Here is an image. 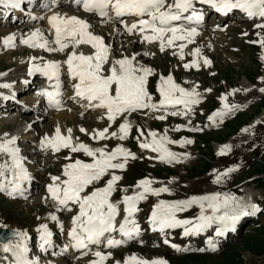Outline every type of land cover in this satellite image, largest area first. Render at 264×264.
I'll list each match as a JSON object with an SVG mask.
<instances>
[{
    "label": "rangeland",
    "instance_id": "1",
    "mask_svg": "<svg viewBox=\"0 0 264 264\" xmlns=\"http://www.w3.org/2000/svg\"><path fill=\"white\" fill-rule=\"evenodd\" d=\"M43 1L46 2L45 6ZM43 1L29 0L26 15L17 22H0V41L10 35L15 36L12 46L0 44V95L5 93L10 96L16 102L12 107L22 110L17 113L18 108L16 111L0 112V140L4 135H14L12 140L15 142L9 147L18 149V156L23 162L21 166L32 180V191L27 197L10 195L9 189V193L0 191V228L26 232L28 239L25 236L23 243L32 264H91V259L99 260L96 252L107 257L103 264H126V259L133 256L147 261L163 260L167 264H264V46L260 43L264 40V27L259 26L264 25V18L239 21L238 16H233L221 23L207 18L201 27H195L198 34L191 42L178 40L169 46L165 39L163 51L160 43L142 41V36L137 33H117L115 30L120 29L114 21L88 19L86 22L91 34L100 37L108 49L117 48L116 56L108 51L110 58L104 64L102 74L106 75L115 61L127 58L137 69H151L146 90L153 104L159 106L162 99L156 90V84L161 86L163 83L161 77L167 79L171 76L179 87L186 91L194 89L198 93L195 97L198 102L187 107L181 103L158 107L157 110L145 108L118 115L114 121H109L104 110L81 106L75 88L79 79H70L69 74L62 75V106L57 111L49 110L37 99V86L29 87L23 93L16 92L19 84L22 85V79L28 78L30 70L34 69L33 65L48 61L58 63L62 70L67 66L69 54L86 50L82 45L73 47L69 41H65L69 47L63 51L45 52L23 46L25 38L39 31L43 41H48L49 49H55L52 37L46 30L47 11L50 9L46 4L50 1ZM61 6L58 12L75 14L68 10V5ZM22 7L25 8V4ZM182 44L185 46L181 52ZM193 62L195 67H185ZM35 79L32 83L36 85ZM179 95L175 93V96ZM36 100L41 105H36ZM174 112L177 114L173 115ZM125 122L130 129L126 138L121 140L118 127ZM57 129L63 137L70 136L72 145L84 144L94 151L103 149L109 153L123 147L135 156V159L129 157L126 163L123 157L114 160L113 163H125V168L109 169L81 193L86 196L104 188L112 175L121 177L110 196V202L118 206L115 220L125 209L123 198L143 191L138 187L140 181H152L153 189H169L159 195L146 193L145 199L137 202L133 218L139 231L124 240L121 246L111 248L108 245L109 239L118 236L114 232L113 235L106 234L96 246L81 253L71 254L57 248L64 245L68 222L79 214L80 208L75 204L55 210L57 203L45 188L53 185V177H59L55 184L62 186L64 177L61 171L67 165L77 160L94 163V158L83 151L73 152L70 147L55 151L50 145L42 143L45 138L54 139L51 136H56ZM105 129V138H99L97 133ZM153 132L158 141L166 138L163 146L175 153L178 161L167 162L161 159V153L151 148H138L139 142L152 143L150 133ZM112 133H116V136ZM224 148L228 150L221 155ZM2 156L0 167L8 162ZM217 177L220 178L219 182ZM6 180L7 174L4 173V176H0V184ZM216 194L235 196L242 203L257 205L259 210L242 216L231 227L234 232L224 237L216 235L218 224L188 235L184 234L182 227L165 228L156 235L151 233V219L145 217L148 208L156 207L160 201L173 203ZM199 212V206L193 205L177 213V218L194 220ZM52 216L57 219L53 220ZM41 225L51 231L53 248L39 257L36 250L29 249V243L31 238H34V248L40 243L39 240L37 243L34 235L42 228ZM69 226L72 227V220ZM162 238L169 241L168 246L160 244ZM16 242L9 244L19 243ZM13 258L12 252H5L3 244H0V264H9Z\"/></svg>",
    "mask_w": 264,
    "mask_h": 264
},
{
    "label": "snow or ice",
    "instance_id": "2",
    "mask_svg": "<svg viewBox=\"0 0 264 264\" xmlns=\"http://www.w3.org/2000/svg\"><path fill=\"white\" fill-rule=\"evenodd\" d=\"M82 2L85 12H94L101 17H108L109 9L115 12L117 17L130 15L141 17L138 23H133L127 26V31L131 33L134 29H139L141 33L151 32V35H145L144 40L148 42L160 41L161 51L165 46V37L168 33L171 36L167 39V44L171 46L176 40L191 39L196 36L197 29L195 27H174L172 22L180 21L182 18L188 19L191 22L198 23L202 16L196 12L194 8V0H173L168 3L167 0H77ZM200 3L209 4L217 9V11L227 12L232 9H240L247 13L249 17L264 18V0H199ZM23 0H0V6L11 7L19 9ZM191 10L192 15L184 17L183 14ZM149 17L150 19H143L142 17ZM49 23L55 30V41L58 48L49 49L48 41L44 40L42 43V34L39 31L33 32L31 36L22 42L30 47H41L49 51H63L69 47V41L73 47L80 44H91L95 49L92 55L77 54L73 51L69 54L66 61L68 70L73 78H78L79 83L75 85L76 95L89 101V104L95 102V107L106 109L107 118L109 121H114L118 115L124 113H131L137 110L150 108L157 110L158 107H163L170 104H181L185 107L189 104L197 103L195 97L198 93L193 89L186 91L184 88L176 85L172 77L167 79L161 77L163 81L159 88L162 99L159 106L151 103L152 97L146 90L147 77L151 74V69L133 67L132 60L122 59L117 60L109 69L110 74L104 75L103 66L108 61V48L104 45L100 37L92 35L89 31V24L75 16L61 17L52 15L49 17ZM264 27V25H259ZM15 36L10 35L4 38L5 46H12ZM264 46V40L260 41ZM185 45H180L181 52ZM199 50H196V54ZM207 64L208 61H205ZM117 65L119 66L117 68ZM193 66L185 65V67ZM60 65L58 63H47L43 67L36 66V71H41L50 78L56 77L58 79ZM142 73L137 75L136 73ZM57 91L45 92L44 94L49 98V102L59 105V100L56 97L60 94L58 91L59 85L56 86ZM264 91V89H262ZM179 93V97L175 96ZM227 108L228 106L225 105ZM176 115L177 113H172ZM163 119L164 117H157ZM130 125L125 122L120 125L119 132L121 140L128 135ZM84 131V129H81ZM70 132V130H69ZM107 129L97 133L101 139L105 138ZM116 136V133H112ZM153 137L152 143H142V148H151L152 151L161 153V159L171 162L179 160V157L163 146L166 138L156 140V133H150ZM14 140H9L0 143V152L8 153L12 158V172L13 180L8 183L12 185V192L18 191L20 188L19 181L26 178V172L21 166L18 158V149L10 148L9 145L14 143ZM46 143L50 145L53 150L59 151L61 147H70L73 152L83 151L86 155L94 158V163L87 164L77 160L74 164L67 165L64 171L66 180L62 181V186H57L55 182L59 177H53V185L48 188L52 198L61 205H66L69 201L79 204V214L72 220L73 227L69 232V236L76 241L77 247H84L85 239L92 243H99L100 238L107 232L116 230L115 218L118 215V206L110 202L111 193L115 190L114 186L121 177L112 175L107 182L106 187L96 189L91 194L82 196L85 188L93 181L99 180L109 169H124L125 163L129 157L135 159V156L125 150L123 147H117L112 152H105L103 149L92 150L84 144L72 145L69 137H63L59 129L56 131L54 139L45 138ZM191 143V141H186ZM228 149H221L223 155ZM97 152L99 157L97 158ZM123 157L125 163H113L114 160ZM8 165L0 167V176L8 171ZM217 177V182H219ZM152 181L147 179L138 183V187L143 189L142 192L134 196H125L123 203L127 217L119 226V232L122 236L131 237L132 232H138L139 229L135 226L134 221H130L134 212L137 211V202L145 199L146 193L152 195H159L161 192H168V188L153 189L151 188ZM5 190L4 184H0V191ZM12 194V193H9ZM198 205L200 212L195 221L192 219H178L177 213L188 210L191 206ZM210 210V214H209ZM259 209L255 204H246L240 202L235 196L219 194L206 195L201 197H191L183 201H176L173 203H166L160 201L153 209L152 224L153 227H159L163 232L165 228H184V234L199 233L211 227L213 224H218L220 227L217 230V235H222L224 231L229 230L242 216L254 214ZM53 220L57 218L52 216ZM131 223L133 227L129 229L127 225ZM41 239L44 243L49 242L51 233L48 232L46 226H42ZM167 243V241H165ZM110 247L118 246L122 243L120 240L109 239L107 241ZM211 244V242H209ZM173 247H176L173 245ZM5 252H12L15 258V264H32L27 258V249L21 244L10 245L5 243L3 245ZM179 250V249H178ZM95 255L99 258L94 264H103L107 259L106 256L100 252ZM126 264H166L163 260L147 261L138 259L133 256L129 258Z\"/></svg>",
    "mask_w": 264,
    "mask_h": 264
},
{
    "label": "bare ground",
    "instance_id": "3",
    "mask_svg": "<svg viewBox=\"0 0 264 264\" xmlns=\"http://www.w3.org/2000/svg\"><path fill=\"white\" fill-rule=\"evenodd\" d=\"M69 1H71V0H69ZM69 1H67L68 2V4H69ZM65 0H56L55 2H52V3H50V4H48V7H50V9L47 11V13H48V15H47V27H46V30H47V33L49 34V35H51V37L53 36L52 34H53V31H54V29L52 28V26H51V24L49 23V17H51L52 15H58V16H61V17H72V16H75V17H77L78 16V14H74V15H72V14H70L69 13V15L67 16V14L66 13H62V12H58V11H56V12H54L55 10H58V8H60V7H58V6H61V5H65V3H67ZM33 4V3H32ZM45 4V3H44ZM67 4V5H68ZM4 7V6H3ZM5 9L6 10H9L10 9V11L12 12V14L13 13H16V15H19L20 13H21V11H20V9H13V8H11V7H5ZM66 9V8H65ZM54 10V11H53ZM62 10V9H61ZM1 13H2V16H3V14L5 13V11H1ZM46 13V14H47ZM68 13V12H67ZM5 18H7V17H5ZM85 18V17H84ZM115 20V21H114ZM113 21H114V23H116V25L118 24V29H120V30H115L117 33H122V34H125V33H128V34H131V33H137V34H139V35H141L143 38H144V36L145 35H151L152 33L149 31V32H145V33H141L140 31H139V29L137 28V29H134L131 33H129L128 31H127V28H126V25L128 26L129 25V23H132V21L134 20V19H127V21L124 23V20H118L117 21V19H114ZM106 21V20H105ZM108 21V20H107ZM135 23H138V21L137 22H135ZM184 25H189L188 24V22H186V23H183ZM190 27H191V25H190ZM88 31L91 33V31H90V29L88 28ZM31 35H29L28 37H27V39L30 37ZM171 36V33H168L167 34V36L165 37V39H168V37H170ZM54 39L52 38V42H53V44H54V46H55V48H57L58 47V45H56L55 43H54ZM145 42H147V43H150V42H148V41H146V40H144ZM176 41H178V40H176ZM40 42L42 43L43 42V40L41 39L40 40ZM175 42V41H174ZM151 43H160V41L159 40H157V41H153V42H151ZM52 44V43H51ZM80 45H82V46H85L84 48H86V50H85V52H82V54H84V55H92V54H94L95 53V49L94 48H92V46H91V44H80ZM49 46V45H48ZM34 48H36V49H45V48H41V47H34ZM79 49V48H78ZM116 50H117V48L115 47V48H113L112 47V50L111 49H108V51H109V54L111 55V53H113V56H116ZM111 52V53H110ZM139 54V53H138ZM138 54H136V57L138 58L139 57V55ZM110 55H108V57L110 58ZM45 64H47V63H45ZM61 68H59V72L60 73H65V74H69L71 77H72V75H71V73L69 72V70H68V66H65V68L64 69H62V70H60ZM35 68L34 69H31L30 70V72H29V76H30V74H32V73H35ZM42 77H47V75H45L44 73H41L40 74ZM138 75V74H137ZM26 78H23L22 79V85L25 83V80ZM76 79H78V78H76ZM75 81V80H74ZM79 81V80H78ZM44 83H46V81L44 80L43 81V84ZM47 84V83H46ZM147 86V85H146ZM44 91V92H43ZM43 91H41V93H39V100H40V102H42L47 108H48V106H50V107H52L51 105H49V100L47 99V97H45V92H49L48 90H46V85H44V90ZM78 98H80V104H81V106L82 105H86V106H89V107H93V109H95V110H104L105 112H106V109H103V108H98V107H95V102H93L92 104H89V101L88 100H86V99H84V98H82V97H78ZM86 106H85V108H86ZM83 108V107H82ZM11 109H14V107H12L11 106ZM49 109V108H48ZM18 111H20V109H18ZM107 113V112H106ZM105 113V114H106ZM59 115H61L60 113H59ZM141 128V127H140ZM143 131V130H142ZM6 141H9L7 138H2L1 140H0V143H4V142H6ZM7 163V162H6ZM8 169H9V172H10V175L8 176V177H10L11 176V179L10 180H13V172H12V159H11V157L9 158V161H8ZM28 177L29 176H27L26 175V178H24L25 180H29L28 179ZM136 185H137V183H136ZM25 189V188H24ZM11 191V193H12V190H10ZM26 190H24V191H22L23 192V194H25V193H27V192H25ZM52 199V198H51ZM56 201V200H55ZM54 202V201H53ZM55 203H57L56 204V207H63V205H61V204H59L57 201L55 202ZM69 203V202H68ZM124 218H121L120 219V221H118L119 223L118 224H116V228L119 230V226H120V224H122L123 222H124ZM72 227H73V224H72ZM220 226H218V228H219ZM159 228V227H158ZM218 228H217V230H218ZM227 231V230H226ZM42 234H43V232L41 231L40 233H39V239H41V236H42ZM223 235V234H222ZM21 238L19 239V240H17L21 245H22V242H23V240L25 239V236H24V234H21ZM50 240V239H49ZM40 241V240H39ZM5 243H7V244H11V242H10V240L9 241H7V242H5ZM46 247H48V246H50L49 245V242L48 243H46ZM23 246V245H22ZM38 247H39V249L40 250H42V249H44V246L41 244V243H39L38 244ZM9 264H15V259H13V262H9Z\"/></svg>",
    "mask_w": 264,
    "mask_h": 264
},
{
    "label": "water",
    "instance_id": "4",
    "mask_svg": "<svg viewBox=\"0 0 264 264\" xmlns=\"http://www.w3.org/2000/svg\"><path fill=\"white\" fill-rule=\"evenodd\" d=\"M8 237L10 239H17L19 235L18 232L11 231L10 229H0V243H3Z\"/></svg>",
    "mask_w": 264,
    "mask_h": 264
},
{
    "label": "trees",
    "instance_id": "5",
    "mask_svg": "<svg viewBox=\"0 0 264 264\" xmlns=\"http://www.w3.org/2000/svg\"><path fill=\"white\" fill-rule=\"evenodd\" d=\"M203 161V160H202Z\"/></svg>",
    "mask_w": 264,
    "mask_h": 264
}]
</instances>
